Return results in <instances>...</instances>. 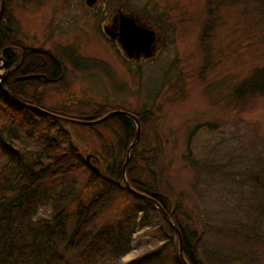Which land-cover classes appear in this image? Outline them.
<instances>
[{
	"label": "rangeland",
	"instance_id": "1",
	"mask_svg": "<svg viewBox=\"0 0 264 264\" xmlns=\"http://www.w3.org/2000/svg\"><path fill=\"white\" fill-rule=\"evenodd\" d=\"M207 4L208 0H38L23 4L7 0L6 7L20 43L47 50L60 61L52 75L56 78L36 71V78L26 85L28 93L40 96L43 107L72 117L88 118L115 108L138 112L137 152L145 156L133 160L138 175L164 197L180 221L202 230L208 260L216 263L217 257L228 256L229 264H248L251 250L244 234L254 227L264 237L260 215L264 94L236 98L234 87L255 67L264 65V21L255 0H217L210 8ZM118 8L155 28L156 54L139 61L123 58L100 26ZM63 124L92 168L107 172L108 165L120 160L122 133L113 119L92 126L70 120ZM149 159L153 162L149 166L139 165ZM89 178L86 169L77 168L64 179L53 180L39 205L54 208L60 192L71 227L75 203L68 196L79 194L87 200L101 185ZM71 180L73 185H69ZM135 199L125 190L112 191L93 225L121 218ZM143 203L137 219L146 214L147 222L133 231L132 248L122 256L124 261L162 244L169 235L164 218ZM255 246L257 259L253 261L264 264V241Z\"/></svg>",
	"mask_w": 264,
	"mask_h": 264
},
{
	"label": "trees",
	"instance_id": "2",
	"mask_svg": "<svg viewBox=\"0 0 264 264\" xmlns=\"http://www.w3.org/2000/svg\"><path fill=\"white\" fill-rule=\"evenodd\" d=\"M27 1L38 0H18L20 4ZM213 1L215 3L217 0H208L209 8ZM237 1L245 3L247 0ZM6 5L7 0L0 18V55L3 59L0 86V264H184L178 252L177 234L165 219L164 224L169 235L162 244L144 250L129 260H122V256L132 248L133 231L137 225L147 222L146 214L137 219V212L143 208L142 202L156 209L163 217L156 204L125 187L122 164L127 155V147L135 136V123L130 117L121 114H114L97 122L104 124L113 119L119 124L122 133L119 137L121 157L118 164L112 162L107 166L110 167L107 172L104 168H92L63 126L66 119L62 116H72L61 110L43 107L40 105V96L28 93L26 85L35 76L19 78L21 75L35 74L39 70L47 71L53 77L60 61L47 50L20 43L13 28L11 11L7 10ZM255 8L258 9L259 18L264 21V0H255ZM212 12L211 9L208 11L209 14ZM210 22L212 24L213 19ZM209 23L206 26L209 27ZM3 89L21 101L40 106L54 114H46L22 105ZM234 94L236 98L264 94V65L255 67L245 75L235 85ZM108 110L88 118L99 117ZM131 112L140 115L138 112ZM97 123L79 124L92 126ZM138 144L139 140L131 147V155L126 163L128 181L134 188L153 195L170 213L180 230L182 254L187 263L229 264L228 256L217 257L216 263L208 260L200 236L202 230L186 220L180 221L169 209L164 197L155 194L156 190L138 175L137 165L135 166L133 160L145 158L143 151L137 152ZM187 148L189 156L190 144H187ZM161 151L158 150V160ZM98 158L100 160L99 156ZM152 163L149 159L148 163L139 165L149 166ZM77 168L86 169L90 173L89 181L99 180L101 185L87 200H81L79 194L68 196L75 203L71 227L68 226L66 204L63 201L65 196L60 192L53 219L33 223L31 216L49 183L58 178L64 179ZM73 183L74 180L69 181V185ZM115 190H125L135 195L134 203L121 218L93 225L94 220L108 205L111 192ZM260 215L264 217V205ZM243 240L251 250L250 255L247 254L248 264H256L253 261L257 259V256H253L257 252L255 244L264 241V237L259 236L254 227H250Z\"/></svg>",
	"mask_w": 264,
	"mask_h": 264
},
{
	"label": "water",
	"instance_id": "3",
	"mask_svg": "<svg viewBox=\"0 0 264 264\" xmlns=\"http://www.w3.org/2000/svg\"><path fill=\"white\" fill-rule=\"evenodd\" d=\"M3 8H4V0H1L0 16L2 14ZM121 20H122V24H121L118 31L114 32L113 30H111L108 27V25L104 24L103 25L104 32L111 37L117 36L118 44L120 45L122 50L128 56H132L133 52H135V51L136 52L144 51L145 56L151 55V51H150V42L152 40L151 32L148 29L138 25L129 16L121 15ZM0 59H1V64H0V69H1L3 66V59H2L1 55H0ZM34 75L35 74L21 75V76H19V78H28V77L34 76ZM2 76H3V73L1 70L0 71V86H1ZM3 90L7 95L11 96L10 93L8 92V90H6V89H3ZM11 98L14 99L16 102H18L22 105H25L27 107L33 108L37 111L44 112L46 114H52V115L54 114L51 111H49L45 108H42L40 106L21 101V100L15 98L13 96H11ZM114 114H121V115H126V116L130 117L134 121L135 127H136L135 136L127 147V150H126L127 155H126V158L122 164V174H123L125 187L127 189H129L130 191L134 192L135 194L142 196V197H145V198L149 199L150 201H152L154 204H156V206L158 207L159 211L161 212L163 218L175 230L177 237H178L179 256L181 257L184 264H188L187 261L185 260V258L183 257V254H182V237H181L180 230H179L178 226L173 222V220L170 216V213L165 210L163 205L153 195L147 194L146 192L140 191V190L134 188L133 186H131L129 181H128V178L126 176L125 168H126V163L128 161V158H129V152H130V149L133 146V144L138 140V136H139L140 120H139L138 116L135 113L130 112L128 110L115 108V109L108 110L103 115L96 117V118H76V117H68V116H62V117H64L66 120L74 121L76 123L90 124V123L100 122V121H102V120H104V119H106V118H108ZM86 157H88V154ZM93 167L95 169H97V167H95V165H93Z\"/></svg>",
	"mask_w": 264,
	"mask_h": 264
},
{
	"label": "flooded vegetation",
	"instance_id": "4",
	"mask_svg": "<svg viewBox=\"0 0 264 264\" xmlns=\"http://www.w3.org/2000/svg\"><path fill=\"white\" fill-rule=\"evenodd\" d=\"M121 15H124V16H129L131 17L138 25L148 29L151 34H152V40L150 42V51H151V55L149 56H145V52L144 51H138V52H133V55L132 56H128L124 51H122V48L120 47V45L117 43V36H109L108 34L104 33L103 30L102 32L104 33V35H106L108 38L112 39V41L117 45V48L119 50H121L122 52V55H123V58H125V60H134V61H139L141 59H146V58H150L152 57L154 54H156L157 52V48H158V35L156 34V31H155V28L151 27L150 25H148L147 23L139 20L137 17H135L134 15H132L131 13H128V12H125V11H122L120 10L119 8L114 12L109 14L108 18L105 20L106 22L102 21V23L100 24L101 26V29H102V25L103 24H106L108 25V27L113 30L114 32L115 31H118L121 24H122V20H121ZM92 164V163H90ZM97 167V166H95ZM98 168V167H97Z\"/></svg>",
	"mask_w": 264,
	"mask_h": 264
},
{
	"label": "clouds",
	"instance_id": "5",
	"mask_svg": "<svg viewBox=\"0 0 264 264\" xmlns=\"http://www.w3.org/2000/svg\"><path fill=\"white\" fill-rule=\"evenodd\" d=\"M54 216V208L51 204H41L36 208L35 213L31 216V220L33 223H38L41 220H49L51 221Z\"/></svg>",
	"mask_w": 264,
	"mask_h": 264
},
{
	"label": "bare ground",
	"instance_id": "6",
	"mask_svg": "<svg viewBox=\"0 0 264 264\" xmlns=\"http://www.w3.org/2000/svg\"><path fill=\"white\" fill-rule=\"evenodd\" d=\"M129 158H130V152H129ZM129 158H128V160H129ZM128 162V161H127Z\"/></svg>",
	"mask_w": 264,
	"mask_h": 264
}]
</instances>
